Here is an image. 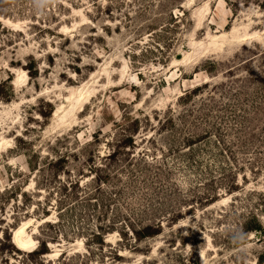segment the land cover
Here are the masks:
<instances>
[{"label":"rangeland","instance_id":"374dc122","mask_svg":"<svg viewBox=\"0 0 264 264\" xmlns=\"http://www.w3.org/2000/svg\"><path fill=\"white\" fill-rule=\"evenodd\" d=\"M0 264H264V0H0Z\"/></svg>","mask_w":264,"mask_h":264}]
</instances>
